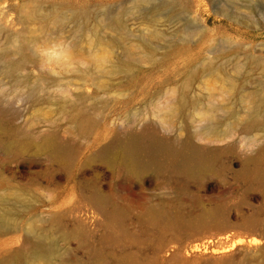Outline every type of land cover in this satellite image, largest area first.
Returning a JSON list of instances; mask_svg holds the SVG:
<instances>
[{
  "label": "rangeland",
  "instance_id": "1",
  "mask_svg": "<svg viewBox=\"0 0 264 264\" xmlns=\"http://www.w3.org/2000/svg\"><path fill=\"white\" fill-rule=\"evenodd\" d=\"M11 255L264 264V0H0Z\"/></svg>",
  "mask_w": 264,
  "mask_h": 264
},
{
  "label": "bare ground",
  "instance_id": "2",
  "mask_svg": "<svg viewBox=\"0 0 264 264\" xmlns=\"http://www.w3.org/2000/svg\"><path fill=\"white\" fill-rule=\"evenodd\" d=\"M257 241H259V239L252 237L251 238V243L252 244H256ZM43 248L41 247V245L39 244L38 241H34L30 243V252L34 253V254H43ZM18 260V255H11L8 258V261L10 264H16Z\"/></svg>",
  "mask_w": 264,
  "mask_h": 264
}]
</instances>
